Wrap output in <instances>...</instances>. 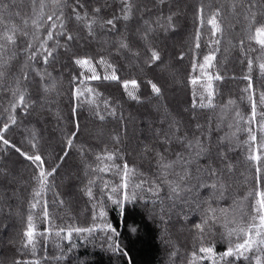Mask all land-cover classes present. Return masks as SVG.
<instances>
[{
	"label": "snow or ice",
	"instance_id": "6c2138e0",
	"mask_svg": "<svg viewBox=\"0 0 264 264\" xmlns=\"http://www.w3.org/2000/svg\"><path fill=\"white\" fill-rule=\"evenodd\" d=\"M22 8L25 11H21ZM178 15L169 0H148L147 3L144 0H114L112 5L106 0L103 3L101 0H28L26 6L24 0L19 3L17 0H0V89L7 99L0 117V161L3 162L0 176L10 174L7 162L12 155L31 167L20 248L31 249L33 257L36 256L38 235L46 242L51 234L52 214L47 193L53 192L54 205L65 206L61 194L55 191V177L69 157H79L78 167L87 180L79 191L89 202L94 201L92 224L59 227L55 231L57 237L70 242L73 233L92 235L99 230L105 233L108 251L127 257L129 254L120 242L121 233L108 220L107 203L118 209L123 217L128 205L135 207L145 202L143 192L147 184V192L153 198L151 202L159 206L161 221L168 223L164 216L179 207L177 223L182 224L187 197L195 189L202 188L208 195L196 204L202 209V215L193 225V238L199 246L186 253L185 264H205L206 261L211 264H264V0H224L223 3L196 0L192 5L191 72L185 81L192 86L191 104L187 109L193 113L192 120H196L198 109H215L213 100L222 92L219 86L228 81L243 84L238 99L245 103V111L233 107L234 119L229 128L234 127L235 131L230 136L218 138L215 144L210 136L203 134L201 124H195L200 135L190 134L166 114L153 128L151 140L137 141L131 145L130 152L123 112L117 116L121 102L103 99L101 109L97 102L102 98L101 93L90 85L91 81L116 82L123 89V95L141 103L139 79L119 75L123 65L118 67L115 61L124 59L130 62L134 71L138 68L141 71L159 70V78L154 76L144 83L154 98L162 97L166 83L163 77L165 74L172 79L175 77L161 45L177 31ZM205 32L207 40L203 46L208 51L201 56ZM222 50L238 53L239 73L233 71L230 77L226 74L218 55ZM184 56L185 52L181 51L176 63L182 62ZM98 68H103L104 74L98 72ZM65 80L69 112L66 119L58 117L63 123L62 147L50 162L45 158L38 125L42 114L50 111L57 103V97L64 94ZM205 100L208 102L204 103ZM226 103L235 106L237 100L229 98ZM84 107L98 122L118 119L123 136L119 131L112 133L111 147L105 144L99 152L80 141L78 110ZM25 121L31 126H25L19 132L20 140L10 138L8 134L19 129ZM240 132L246 134L243 144L249 174L239 173L245 190L231 196L237 169L227 155L230 149H226L225 144H230ZM174 142L184 147L186 155L177 152L175 158L169 156ZM133 152L155 165L154 179H144L143 173L137 174L136 167L130 166L127 157ZM201 158L207 161L205 166L194 167V162ZM102 173H110L116 179L102 180L101 199L97 200L93 189ZM66 176L72 180L71 170ZM226 197L232 199L227 208L212 207L213 203ZM97 208L99 224L96 223ZM37 215L49 224L41 233L36 228ZM213 230L219 233V241L226 244L219 253ZM129 231L135 233L137 229L129 228ZM179 255V250L171 252L173 257ZM44 259L46 261L47 257ZM0 264H41V261L21 257L0 261Z\"/></svg>",
	"mask_w": 264,
	"mask_h": 264
},
{
	"label": "trees",
	"instance_id": "16d2710c",
	"mask_svg": "<svg viewBox=\"0 0 264 264\" xmlns=\"http://www.w3.org/2000/svg\"><path fill=\"white\" fill-rule=\"evenodd\" d=\"M17 2L19 3V0ZM101 2L103 3L105 0H101ZM106 2L112 5L114 0H106ZM144 2L147 3L148 0H144ZM195 2L196 0H169L172 10L177 11L179 14L177 31L170 34L161 46L165 50V59L172 64L171 71L175 79L165 74L163 79L166 83L162 97L159 99L154 98L150 93V88L144 83L146 79L154 76L159 78V70L152 72L144 69L141 71L138 68L134 71L130 62L124 59L115 61L118 67L123 65V67H120L119 75L122 78L139 79L138 94L141 96V103L131 101L126 95H123V89L116 82H90V85L101 93L102 98L97 100L101 109L104 106L103 99L111 98L121 102L117 116L119 117L120 111L123 112V118L127 123L126 143L130 144V152L131 145H134L137 141L151 140L153 128L159 125L166 114L178 121L182 130L187 129L190 134L200 135L201 133L195 128V124H201L203 134L210 136L213 144H215L218 138L230 136L235 131L234 127L229 128V124L233 123L234 119L233 107H238L241 112L245 111V103L238 99L240 95L239 88L243 87V84L233 81H228V83L219 86L222 88V92L216 95L213 100L216 105L215 109H198L196 120H192L193 113L187 111L191 104L192 86L186 84L185 81L187 74L191 72L190 62L192 57L189 48L194 33L192 5ZM216 2L223 3L224 0H216ZM27 4L28 0H24V5ZM149 7H151L150 3ZM21 11H25V8H22ZM164 11L167 13L168 9L165 8ZM206 40L207 32H205L202 40L201 56L208 51V48L203 46ZM181 51L185 52L184 59L182 62L176 63V58ZM218 55L229 77L233 74V71L239 73L238 53L235 50L229 53H224L222 50L221 54ZM59 70V65H57V71L59 72ZM97 70L104 74L103 68ZM64 75L67 76V73L65 72ZM67 87V81L65 80L64 94L57 97V103L51 106L50 111L46 110L42 114L38 125L43 137L42 144L45 158L50 162L62 147L61 129L63 123L58 117L66 119L69 112ZM129 90L131 91V88ZM229 98L236 99L237 104L235 106L227 105L226 102ZM207 102V100L204 101V103ZM6 105L7 99L3 89H0V117H2L3 108ZM29 119L34 120V118ZM78 121L80 124V141L92 145L97 152L105 144L111 147L110 135L112 133L119 131L123 136V127L119 124L118 119L109 118L103 123L98 122L87 107L78 110ZM25 126L30 127L31 125L25 121L19 129H14L13 132L9 133V137L19 141V132ZM245 138L246 134L240 132L237 133V137L232 138L230 144H225V148L230 149L227 151V155L237 169L234 174L235 182L231 196L245 190L243 178L240 177L239 173L249 174L246 171L245 156L247 153L246 146L243 144ZM177 152L186 155L184 147L174 142L170 148L169 156L175 158L174 154ZM127 159L130 166L134 165L136 167L137 174L143 173L146 180L154 179L155 165H150L147 158L133 152ZM206 163L207 161L201 158L198 162H194V167L203 168ZM0 165H3L2 161H0ZM78 165L79 157L75 159L69 157L68 163L59 169V175L55 177L57 185L55 191H58L61 198L65 200L63 208H59L52 203L55 199L52 191L47 193L49 210L52 214L51 234L45 233V235H49L46 242L42 236L38 235L36 256L33 257L31 249L24 251L20 248V232L23 227V219L26 216V199L30 191L29 176L31 167L26 162H22L16 155L9 158L7 167L10 169V174L6 177L0 176V261H10L12 258L23 257L26 260L39 259L41 264H128L129 260H131V264H185L186 253H190L194 246H199V242L193 238L195 232L193 225L201 219L202 209L197 208L196 204L207 198L208 194L205 189H195L187 197L188 204L183 206L182 215L184 219L182 224L177 223L176 213L180 212L179 207L164 216V220L168 223L161 221L159 206L153 205L151 202L153 198L147 192V184L144 185L143 192L145 202L137 204L135 207L128 205L123 217L120 216L118 209L107 203L105 210L108 213V220L121 233V245L129 254L127 257H120L107 250L105 233L102 231L97 230L92 235L73 233L70 242L55 235V231L59 227H88L92 224V203L94 201L89 202L88 198L79 191L87 180ZM69 170L73 173L71 181L66 176ZM115 179L110 173L100 174V178L97 179L93 189L97 200L101 199L99 189L103 187L102 180L111 182ZM225 200L213 203L212 207L227 208L232 203V199L226 197ZM37 213H39V209H37ZM97 217L96 223L99 224L101 223L99 208H97ZM48 227L49 224L44 223L42 217L37 215V232L41 233L44 228ZM129 228H136L137 231L135 233L130 232ZM213 231L215 232V230ZM215 236L217 241L215 247L219 253L224 250L226 244L219 241L218 232H215ZM57 244H59V247H57ZM173 250H179V257L171 256ZM44 257H47L46 261ZM205 264H211V261H206Z\"/></svg>",
	"mask_w": 264,
	"mask_h": 264
}]
</instances>
